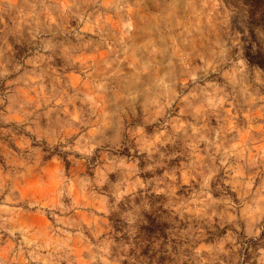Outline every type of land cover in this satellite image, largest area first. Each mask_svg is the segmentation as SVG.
I'll list each match as a JSON object with an SVG mask.
<instances>
[{"label": "clouds", "instance_id": "clouds-1", "mask_svg": "<svg viewBox=\"0 0 264 264\" xmlns=\"http://www.w3.org/2000/svg\"><path fill=\"white\" fill-rule=\"evenodd\" d=\"M0 264H264V0H0Z\"/></svg>", "mask_w": 264, "mask_h": 264}]
</instances>
